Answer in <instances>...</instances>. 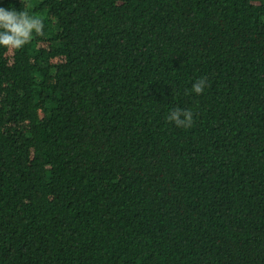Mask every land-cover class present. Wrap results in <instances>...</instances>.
<instances>
[{
  "label": "trees",
  "instance_id": "trees-1",
  "mask_svg": "<svg viewBox=\"0 0 264 264\" xmlns=\"http://www.w3.org/2000/svg\"><path fill=\"white\" fill-rule=\"evenodd\" d=\"M0 7V264H264V0Z\"/></svg>",
  "mask_w": 264,
  "mask_h": 264
},
{
  "label": "clouds",
  "instance_id": "clouds-1",
  "mask_svg": "<svg viewBox=\"0 0 264 264\" xmlns=\"http://www.w3.org/2000/svg\"><path fill=\"white\" fill-rule=\"evenodd\" d=\"M43 21L40 17L31 16L25 11L8 10L0 7V46L19 49L30 42L33 34H43ZM206 78H200L192 85L197 95L204 91ZM169 122L176 126L190 127L193 120L191 111L174 108L167 116Z\"/></svg>",
  "mask_w": 264,
  "mask_h": 264
}]
</instances>
